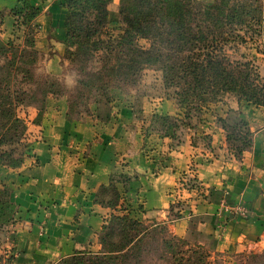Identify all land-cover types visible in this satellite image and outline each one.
I'll return each instance as SVG.
<instances>
[{"label": "trees", "instance_id": "16d2710c", "mask_svg": "<svg viewBox=\"0 0 264 264\" xmlns=\"http://www.w3.org/2000/svg\"><path fill=\"white\" fill-rule=\"evenodd\" d=\"M110 3L111 0H67L61 5L66 11L65 55L76 64L81 77L74 92L81 105H86L88 97H107L114 87L137 84L152 71L159 75L167 97L184 111L174 117L152 118L154 128L171 138L181 117L188 118L203 106L221 104L228 97L238 104L264 107V78L245 54L241 60L229 54L237 45L260 47L264 0H212L209 4L199 0H120L115 35L108 25ZM8 14L13 25L23 29V35L20 44L0 37V141L10 132H18L23 124L15 114L17 106L38 104L40 116L58 108L57 100L47 104L54 96L67 97V121L80 120L72 117L78 104L66 93L54 92L56 82L47 77L39 80L35 75L39 59L34 33L40 15L38 7L21 0ZM4 17L0 12L1 30L8 21ZM78 113L81 116L82 112ZM217 122L241 156L251 145V133L240 127L245 123L229 126L222 117H217ZM3 158L0 154V165L8 168H18L22 163L18 159L5 163ZM114 181L111 178L110 185L99 191L100 201L112 211L98 234L101 251L75 252L61 259V264H140L148 237L166 233L164 226L146 227L132 218ZM108 193L110 198L102 197ZM15 207L13 192L0 186V227L15 222ZM18 211L21 217L23 212ZM2 261L0 258V264Z\"/></svg>", "mask_w": 264, "mask_h": 264}, {"label": "crops", "instance_id": "0c3cea01", "mask_svg": "<svg viewBox=\"0 0 264 264\" xmlns=\"http://www.w3.org/2000/svg\"><path fill=\"white\" fill-rule=\"evenodd\" d=\"M20 1L0 0V12L4 13L5 22L9 10ZM28 1L49 12L48 17L39 15L36 20L43 23L36 46L42 45L44 50L51 41L53 50L60 53L66 37V11L61 6L65 0ZM119 2L111 0L109 19L112 13L116 15ZM47 35L52 39L48 40ZM54 63L51 59L50 71L57 73ZM58 103V108L44 113L39 125L30 127L38 137L29 162L18 169L0 166V185H10L14 189L13 201L23 212L15 230L13 247L18 256L13 264H48L75 252L99 251L98 234L112 213L100 201L99 191L110 185L111 178L115 179L118 193L125 196L132 216L142 220L166 218L173 203L171 192L179 178L189 173L192 163L197 167V179L205 187L217 191L227 189L231 199L243 195L248 199L247 205L260 210V186L247 175L257 170L256 165L253 166L256 159L253 154L242 168L221 158L207 163L202 160V150L196 143V146L192 144V139L195 141L194 138L200 135L198 129L181 137L175 147H172L174 141L171 138L144 134L149 115H176L175 101L146 100L140 116L132 113L131 104L124 103L123 106L101 101L93 104L89 117L78 121H67L65 98ZM263 110L252 106L234 111L229 121L232 123V117H239L249 123L251 131L259 130L255 135L257 143L264 140ZM21 113L27 121L37 115L31 108ZM207 128L217 130L215 135L207 132L212 133V146H217L223 138L220 135V132L224 133L223 129L212 122ZM215 205L192 204L193 222L181 219L169 226L178 237H190L194 225L204 234L214 235ZM259 229L261 224L257 222L255 231Z\"/></svg>", "mask_w": 264, "mask_h": 264}, {"label": "rangeland", "instance_id": "374dc122", "mask_svg": "<svg viewBox=\"0 0 264 264\" xmlns=\"http://www.w3.org/2000/svg\"><path fill=\"white\" fill-rule=\"evenodd\" d=\"M199 1H202L205 4L212 2V0ZM64 2H62L61 5ZM36 7H38L42 17L49 16L47 9L42 10L39 6ZM117 12L118 9L116 10V15L115 13H112V15H110V19L108 18L109 29L115 31L111 32V34L114 35L116 34V30L119 25ZM8 16L9 18L4 29L1 30L0 27V37L4 41L10 39L16 44H20L23 35V29L20 27L18 28V25H13V18L9 14ZM42 20H45V18ZM35 26L36 29L34 33L37 42V38L41 37L40 31H42L41 27L43 26V23L41 20L40 22L36 21ZM47 39L51 40L52 38L50 35H47ZM65 40L63 41V47L60 53L57 52V50H53L51 41L49 42L48 48L45 46L43 47L44 50H42V45H38L37 47L35 43V48L39 54L35 75L39 80L47 77L51 82H56V87H53L52 90L56 93H66L65 95H67L70 100L78 104L72 113L73 118H79L81 120L89 117L93 112V104L101 101L105 103L117 102L123 104V106H125L124 103L131 104L132 113L140 116L141 112L143 111V103L146 100H172L167 97V91L164 89L159 75L150 71L147 72L137 84L121 86L119 88L114 87L111 89L107 97H100V95H97L98 99L94 97H88L86 105H81L80 99L74 96L75 88L78 86L77 81L81 77L77 72L76 64L72 63L71 60L66 58ZM258 43H260L259 48L250 43L247 46L237 45V48L231 49L229 54H231L233 58L239 60H241V56L245 54L246 59L250 60L257 68L261 78H264V36L258 39ZM49 48L51 50H49ZM58 54H60L59 58L57 57ZM51 59L56 62L54 63V66L58 70L57 73H52L50 71L51 65H49V62ZM91 65L92 68L96 67L95 64ZM24 87L29 88V86ZM37 97L40 98L39 91L37 93ZM62 98L66 99L67 97L54 96L53 98H49L47 100V104H52L56 102L55 100L60 101ZM241 104H238L234 98L228 97L221 104L203 106L196 112L192 111L188 118L181 117L179 119L181 122L173 131L174 137L172 138L166 136L162 132H158V128H154L156 126H153L152 124L153 116L163 115L153 114L151 117L149 115L148 124L146 127H144L145 133H143L148 136L152 134H158L161 137L171 138L174 141V145L172 147H175L177 141L181 137H185L188 132L192 133L198 129L200 135L194 138L195 141L192 139V144L195 145L196 143V145L202 150V160L207 163L221 158L228 162H232V164L236 165L238 168H242V165L245 167L247 160H251V154H253L256 156V159L254 163L253 161L252 163L253 166L254 164L256 165L255 167L257 170L256 172H253V174L247 173V175L252 176V180H254V182L260 186L258 191V193L261 192L262 199L260 210H256L247 205L248 199L243 195L239 196V198L231 199L227 189L220 188L219 191H217L213 190L211 187H205L197 179V167L195 166L196 164L192 163L189 168V173L184 174L179 178L176 187L171 192L173 203L170 206L169 213L166 218H150L147 220L138 219L135 216H132V209L126 203L125 196H122L121 201L124 202V205L132 218L142 222L146 227L158 224L164 226L167 230L166 233L164 232L160 233L159 235H153V238L152 234L150 237H148V244L142 247V260L140 264H264V140H259L256 143L257 137L255 135L259 130L251 131L249 123L245 120L239 119V117L233 119L234 117H232V123H230L229 116L234 111H242L253 106L247 105L244 102ZM37 107L39 108L38 104ZM37 107H26L22 105L17 106L15 114L24 125L22 124L23 127L21 126L18 129V132L12 131L6 136V138H3L0 141L3 142L0 144V154H3L4 158L2 161L5 163H7L9 160L18 159L22 160L20 165V167H22L23 164L29 162V158L32 157V153L35 151L34 143L37 142L36 138L38 135H36L34 131H31L30 127L35 128L37 125H39L44 113L47 112L45 111L39 116V110ZM27 108H31L37 112L36 117L32 121H27L22 116L21 112ZM86 108H88V111H85ZM261 108L264 109V107ZM228 109H231V112H228ZM78 112H82L81 116H78ZM181 112L184 113L183 110L178 109L176 115ZM197 117H200L199 120ZM217 117L226 118L227 124L229 126H240L241 122L245 123V126L240 127L242 131H249L251 133V145L242 153L241 156L237 155L235 148L236 144L234 142L230 143L227 141L226 131L221 126V124L217 122ZM144 122H146V120H144ZM209 122L221 127L225 133L221 134L220 132V135H222L223 138L217 143V146H212V133H207L210 131L213 132V134L215 131L217 132L216 129L212 131L207 128V124ZM188 125H190V131L188 130ZM203 133L204 135H202ZM258 143L260 144L259 146ZM0 166L7 169L20 168H8L3 165ZM254 175L261 176V178H254ZM0 186H6L14 193V189L10 185ZM110 196L111 195L108 193V195H103L102 197L108 199ZM198 203L200 205H210L211 203H214V205L216 204L215 208L213 207L215 210L213 214L216 217L215 234L208 236L200 229H196V225H194L195 230L191 232L190 237L183 238L181 236H176L172 230V227L169 225L181 219L193 222L192 218L194 212L192 211L191 205ZM240 209L245 210L244 215L241 214ZM18 210L19 209L15 207V222H11L0 227V258L3 259L1 264H13L18 256L13 247L15 230L17 229V225L21 223L22 219V217L19 216L20 213ZM17 218H19V220H17ZM261 218H263V220H261ZM257 222H260L261 224V229H259L258 232L255 231V223ZM100 251L101 247L99 251L91 250L82 252L96 254ZM60 260L48 264H61Z\"/></svg>", "mask_w": 264, "mask_h": 264}, {"label": "built area", "instance_id": "2783aa9c", "mask_svg": "<svg viewBox=\"0 0 264 264\" xmlns=\"http://www.w3.org/2000/svg\"><path fill=\"white\" fill-rule=\"evenodd\" d=\"M240 212H241V214H245V210L244 209H240Z\"/></svg>", "mask_w": 264, "mask_h": 264}]
</instances>
